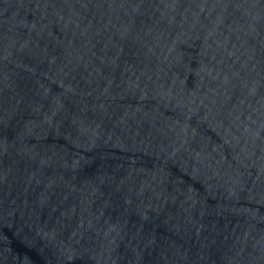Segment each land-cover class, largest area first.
I'll list each match as a JSON object with an SVG mask.
<instances>
[{
    "label": "water",
    "instance_id": "1",
    "mask_svg": "<svg viewBox=\"0 0 264 264\" xmlns=\"http://www.w3.org/2000/svg\"><path fill=\"white\" fill-rule=\"evenodd\" d=\"M0 264H264V0H0Z\"/></svg>",
    "mask_w": 264,
    "mask_h": 264
}]
</instances>
